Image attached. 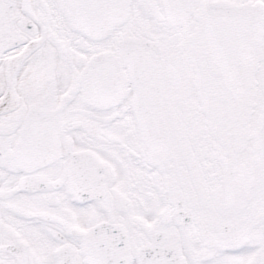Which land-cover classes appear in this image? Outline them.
<instances>
[{
	"label": "snow or ice",
	"instance_id": "1",
	"mask_svg": "<svg viewBox=\"0 0 264 264\" xmlns=\"http://www.w3.org/2000/svg\"><path fill=\"white\" fill-rule=\"evenodd\" d=\"M0 264H264V0H0Z\"/></svg>",
	"mask_w": 264,
	"mask_h": 264
}]
</instances>
